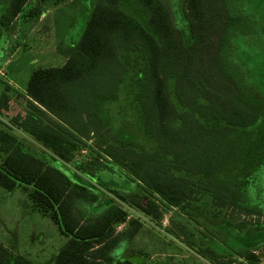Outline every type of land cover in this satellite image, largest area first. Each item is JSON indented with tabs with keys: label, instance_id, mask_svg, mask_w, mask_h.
Wrapping results in <instances>:
<instances>
[{
	"label": "trees",
	"instance_id": "trees-1",
	"mask_svg": "<svg viewBox=\"0 0 264 264\" xmlns=\"http://www.w3.org/2000/svg\"><path fill=\"white\" fill-rule=\"evenodd\" d=\"M28 1L0 0V54ZM257 1L94 0L65 63L32 72L24 115L0 126V188L26 192L67 239L50 264H134L113 252L140 227L127 208H154L152 196L223 247L199 251L209 263L264 264ZM0 84L7 112L12 89ZM0 264L30 263L0 242Z\"/></svg>",
	"mask_w": 264,
	"mask_h": 264
},
{
	"label": "rangeland",
	"instance_id": "rangeland-1",
	"mask_svg": "<svg viewBox=\"0 0 264 264\" xmlns=\"http://www.w3.org/2000/svg\"><path fill=\"white\" fill-rule=\"evenodd\" d=\"M242 1L249 11L258 2ZM93 7L94 0H29L10 25L6 47L0 54V81L8 85L4 82L6 78L26 87L36 69L62 66L68 48L75 45ZM8 61L11 64L6 66ZM9 95L10 107L7 112H0V126H11V121L21 118L25 112L23 95L13 90ZM88 145L91 147L92 142ZM30 146L33 150L43 151L37 144ZM89 152L88 149L82 150L76 155L75 163L87 160ZM149 203L154 208L148 202L142 203L139 209L127 208L128 219L137 220L140 227L131 244L121 243L115 249L113 256L116 260H128L134 264H211L199 255L200 250L214 248L225 253L222 246L203 235L206 233L202 234L194 224L180 217L176 209L167 207L155 196L149 198ZM122 207L126 209V206ZM224 214L234 223L241 220L255 223L258 220L256 217L239 218L228 211ZM258 222L264 225L263 219ZM127 229V224H121L115 231L121 233ZM66 240L48 217L37 212L26 192H8L0 188V242L14 254L30 264H50ZM189 242L193 248L188 247ZM256 252L264 263V245Z\"/></svg>",
	"mask_w": 264,
	"mask_h": 264
},
{
	"label": "crops",
	"instance_id": "crops-1",
	"mask_svg": "<svg viewBox=\"0 0 264 264\" xmlns=\"http://www.w3.org/2000/svg\"><path fill=\"white\" fill-rule=\"evenodd\" d=\"M66 59L67 58H65V61H66ZM65 61H64V63H65ZM6 63H7L6 66L8 64H11V63H9V61L6 62ZM4 82L8 83V85L10 86V88H13L12 89L13 91L18 92V94H20V95H23V96L25 95V89H26V87H20L15 82H13L12 80H8L6 78H5V81Z\"/></svg>",
	"mask_w": 264,
	"mask_h": 264
},
{
	"label": "built area",
	"instance_id": "built-area-1",
	"mask_svg": "<svg viewBox=\"0 0 264 264\" xmlns=\"http://www.w3.org/2000/svg\"><path fill=\"white\" fill-rule=\"evenodd\" d=\"M257 254V252H255Z\"/></svg>",
	"mask_w": 264,
	"mask_h": 264
}]
</instances>
